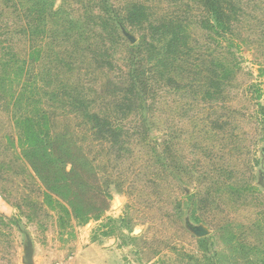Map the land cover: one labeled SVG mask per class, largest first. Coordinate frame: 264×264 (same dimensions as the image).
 <instances>
[{"label":"rangeland","instance_id":"obj_1","mask_svg":"<svg viewBox=\"0 0 264 264\" xmlns=\"http://www.w3.org/2000/svg\"><path fill=\"white\" fill-rule=\"evenodd\" d=\"M220 3L0 0V264H264V0Z\"/></svg>","mask_w":264,"mask_h":264},{"label":"trees","instance_id":"obj_2","mask_svg":"<svg viewBox=\"0 0 264 264\" xmlns=\"http://www.w3.org/2000/svg\"><path fill=\"white\" fill-rule=\"evenodd\" d=\"M205 7L219 20L223 17V15L225 14V9L223 8L222 4L220 3L221 0H203ZM146 11L147 8L140 5V4H135L133 5L132 8V15L131 17L138 20L139 22L142 21H147L146 19L148 18V16L146 15ZM109 25V28L111 29V31L113 33H118L119 31V27L117 25V23H113V24H107ZM151 28L154 30V32L157 33H161V36L163 35V37L165 36V38H168L169 36H171V29L169 25H158L157 27L154 25H151ZM81 30V29H80ZM178 34H180V32L177 31ZM176 35V33H174ZM173 35V34H172ZM116 38L118 39V35H115L113 37V41L115 42ZM167 40V39H166ZM144 43H145V39H144ZM173 46H174V42L172 40H170L169 44L167 43V45L165 46L164 50H166V58L165 59H160V67L161 68H167V66L169 65V60L170 57L172 55L173 52ZM139 48V47H138ZM141 48V47H140ZM142 49V48H141ZM129 50H132L129 47ZM148 50V49H147ZM149 53V51L147 52ZM150 54V53H149ZM132 62V65L130 64L129 70V81L131 82L130 84L134 87V85L138 84V77L136 76V73L139 74V70H140V66H137L134 62V60H130ZM135 88V87H134ZM131 91H133V89H131ZM78 110H81L80 108H78ZM90 117L93 120V128L97 130V132H102L103 134H108L109 138H112L114 140H117L118 138V134L115 133L114 130H112L114 122L112 124H109L108 122L105 121V119H102L100 116L98 115H90ZM100 123V124H99ZM59 141L62 142H67L65 140H63V138H59Z\"/></svg>","mask_w":264,"mask_h":264},{"label":"crops","instance_id":"obj_3","mask_svg":"<svg viewBox=\"0 0 264 264\" xmlns=\"http://www.w3.org/2000/svg\"><path fill=\"white\" fill-rule=\"evenodd\" d=\"M107 251L99 249L95 245L88 247L83 254L76 257L73 264H115L111 262L110 257H107Z\"/></svg>","mask_w":264,"mask_h":264}]
</instances>
